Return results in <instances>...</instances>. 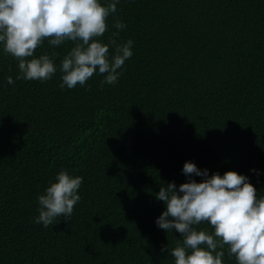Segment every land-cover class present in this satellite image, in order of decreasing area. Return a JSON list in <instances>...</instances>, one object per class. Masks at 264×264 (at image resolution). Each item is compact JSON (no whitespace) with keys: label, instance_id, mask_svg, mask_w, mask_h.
I'll return each mask as SVG.
<instances>
[{"label":"trees","instance_id":"16d2710c","mask_svg":"<svg viewBox=\"0 0 264 264\" xmlns=\"http://www.w3.org/2000/svg\"><path fill=\"white\" fill-rule=\"evenodd\" d=\"M116 19L133 56L115 85L62 89L71 41L34 54L56 53L50 80L16 79L0 44V264H173L180 234L157 226L155 194L190 179L187 161L264 196V0H119L105 43ZM62 170L83 177L81 200L44 227L38 197Z\"/></svg>","mask_w":264,"mask_h":264},{"label":"clouds","instance_id":"9594fccd","mask_svg":"<svg viewBox=\"0 0 264 264\" xmlns=\"http://www.w3.org/2000/svg\"><path fill=\"white\" fill-rule=\"evenodd\" d=\"M119 0H0V44L5 54L18 61L16 79L50 80L57 72L56 53L34 54L45 41L52 47L66 41L74 47L62 59L59 71L69 89L84 86L96 74L103 76L101 87L115 85L125 62L133 56V41L118 43L120 30L126 28L116 19L108 42V20L117 12ZM110 48L113 50L110 52ZM8 84L15 80L9 76ZM184 175L190 177L178 187L173 181L155 194L165 210L156 224L167 233H179L174 247L166 246L173 264H224L225 247L236 264H264V196L246 175L229 170L209 175L194 162H185ZM194 176L203 177L197 181ZM82 176L60 171L55 181L38 197L39 215L44 227L57 218L69 220L81 200ZM208 224L214 230L197 226ZM162 252L165 248L161 249Z\"/></svg>","mask_w":264,"mask_h":264}]
</instances>
